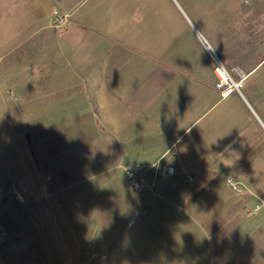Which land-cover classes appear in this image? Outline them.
<instances>
[{
    "label": "crops",
    "instance_id": "0c3cea01",
    "mask_svg": "<svg viewBox=\"0 0 264 264\" xmlns=\"http://www.w3.org/2000/svg\"><path fill=\"white\" fill-rule=\"evenodd\" d=\"M28 6L37 36L52 37V49L42 59L48 69L32 74L31 105L23 106L32 126L25 165L39 190L53 191L49 203L68 227L64 238L81 254L102 247L109 264H235L241 231L253 212L264 211V22L255 24V37L235 33L246 23L213 22L210 28L226 31L225 67L245 85L224 98L204 86L209 105L184 121L185 108L200 105L201 63L213 61L177 0ZM211 11L210 19L217 15ZM184 61L193 65L184 69ZM210 68L208 79L215 78ZM159 132L171 139L163 152L140 149ZM36 160L58 171L52 184ZM129 164L146 167L154 192L130 190Z\"/></svg>",
    "mask_w": 264,
    "mask_h": 264
},
{
    "label": "rangeland",
    "instance_id": "374dc122",
    "mask_svg": "<svg viewBox=\"0 0 264 264\" xmlns=\"http://www.w3.org/2000/svg\"><path fill=\"white\" fill-rule=\"evenodd\" d=\"M28 1L0 0V264H86L81 262V256L83 261L87 258V264H109L110 254L104 252L102 247L93 245L89 247L88 253L81 254L77 244L74 243V246L71 239L64 238L68 227L58 220L59 208L53 202L49 203L47 192L53 191L39 190L36 179L28 172V165H25L28 151L32 154V126L30 107L23 106L31 105L30 91L32 82L35 81L32 74L40 66L48 69L47 62L42 59L52 49V37L41 33L37 36V25L28 12ZM177 1L184 14H187L185 21L188 23L186 18L189 17L199 25V31H194L193 37L199 40L201 49L208 54L202 44V39H206L223 63L226 31L210 28L213 27V22L220 25L226 21L242 22V27L246 23V29H238L235 33H248V37H255V24L264 22V0H231L234 6L230 10H227L228 0ZM214 9L217 15L214 17L211 13L213 18L210 19L208 13ZM17 22L23 24L22 30L16 29ZM51 23L62 21L58 22L54 18ZM212 63L203 68L201 63L200 71L204 74L200 78V105L193 110L185 108L184 121L200 115L209 105L206 103L204 86L210 85L219 93L216 77H206L209 67L214 70ZM192 65L191 61L181 64L184 69ZM16 85L24 92L18 93ZM160 133L155 138L152 137V141L148 140L151 142H140V149L144 150L145 146L159 153L163 152L171 139ZM27 144L29 148L25 147ZM36 166L41 169L47 184H52L53 179L59 176L55 167L49 173L47 166L37 160ZM253 213L254 215L246 213L251 215L252 221L241 231L243 237L234 255L235 259L232 260L235 264H264L263 208ZM86 225L89 226V223ZM219 257L223 258V254ZM217 264L224 263L221 261Z\"/></svg>",
    "mask_w": 264,
    "mask_h": 264
},
{
    "label": "built area",
    "instance_id": "2783aa9c",
    "mask_svg": "<svg viewBox=\"0 0 264 264\" xmlns=\"http://www.w3.org/2000/svg\"><path fill=\"white\" fill-rule=\"evenodd\" d=\"M202 44L213 61L214 75L218 81L216 88L221 93V96L224 98L234 92L241 94V89L245 85V78L241 77L239 79H235L234 76H232V74L227 70L211 44L206 39H202ZM173 172L174 168L169 167L168 173L171 174ZM124 176L128 187L134 193L142 194L154 192V185L150 182L146 175L145 166L129 164L124 168ZM228 183L234 191L242 192L239 183L233 181L232 179H229Z\"/></svg>",
    "mask_w": 264,
    "mask_h": 264
}]
</instances>
